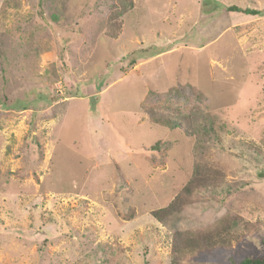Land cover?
Instances as JSON below:
<instances>
[{"label": "rangeland", "instance_id": "obj_1", "mask_svg": "<svg viewBox=\"0 0 264 264\" xmlns=\"http://www.w3.org/2000/svg\"><path fill=\"white\" fill-rule=\"evenodd\" d=\"M131 1L0 0V264L264 253V0ZM198 164L222 183L155 219Z\"/></svg>", "mask_w": 264, "mask_h": 264}, {"label": "trees", "instance_id": "obj_2", "mask_svg": "<svg viewBox=\"0 0 264 264\" xmlns=\"http://www.w3.org/2000/svg\"><path fill=\"white\" fill-rule=\"evenodd\" d=\"M128 6L132 7L133 1L128 0ZM230 10L251 14L260 13L255 9H242L236 6H231ZM111 17L113 16H108V20H111ZM116 25L118 26L119 24ZM162 123L168 127L171 125L169 120L162 121ZM209 170L203 165H196L188 181L181 187L173 199L167 205L152 210V216L159 221H163L171 215L180 212L190 202L195 190L200 187L220 185L222 183L221 179L212 176L215 172L210 175L208 173ZM227 238L228 231L226 224L223 221L221 222V220L213 226L202 230L176 231L173 235L172 253L175 254L174 258L176 257L179 260L180 257L186 254L202 253L208 249L223 247L228 242ZM234 264H264V253L255 257H244Z\"/></svg>", "mask_w": 264, "mask_h": 264}]
</instances>
